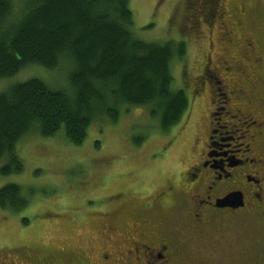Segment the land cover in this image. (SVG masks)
Masks as SVG:
<instances>
[{"label":"flooded vegetation","instance_id":"af4514ba","mask_svg":"<svg viewBox=\"0 0 264 264\" xmlns=\"http://www.w3.org/2000/svg\"><path fill=\"white\" fill-rule=\"evenodd\" d=\"M204 5V14L192 9L199 20L191 36L206 39L208 51L193 79L182 69L187 83L175 90L188 108L160 131L166 141L133 224L115 204L99 216L106 225L97 256L81 250L53 261L55 254L21 246L19 260L11 257L17 246L0 243V264H264V37L249 6ZM157 181L166 185L153 194Z\"/></svg>","mask_w":264,"mask_h":264},{"label":"trees","instance_id":"16d2710c","mask_svg":"<svg viewBox=\"0 0 264 264\" xmlns=\"http://www.w3.org/2000/svg\"><path fill=\"white\" fill-rule=\"evenodd\" d=\"M130 2L0 0V81L31 67L61 66L63 73L59 83L31 77L0 93V160L9 158L3 176L23 172L17 146L35 129L81 146L96 120L116 123L124 106L151 107L164 130L185 113L188 101L173 88V66L186 57V46L140 39ZM28 206L20 185L0 190L2 210Z\"/></svg>","mask_w":264,"mask_h":264},{"label":"rangeland","instance_id":"374dc122","mask_svg":"<svg viewBox=\"0 0 264 264\" xmlns=\"http://www.w3.org/2000/svg\"><path fill=\"white\" fill-rule=\"evenodd\" d=\"M236 2L250 7L254 20H259L253 28L264 37V0ZM205 3L206 0L130 2L140 39L185 44L186 57L176 60L173 66L174 89L181 86V79L187 83L188 77L200 74L208 48L206 39L191 36L199 20L194 21L192 9L204 14ZM262 42L264 45V38ZM182 69H186L188 77L182 76ZM62 75L61 66L54 72L31 67L12 80L0 81V93L14 81L39 77L59 83ZM202 109L205 111V106H194L193 114L202 115ZM161 130V120L154 117L149 106L122 107L116 123L105 118L96 120L81 146L69 144L62 134L44 138L39 130H33L17 146L16 154L23 164L20 175L3 176L1 169L9 158L0 160V190L8 184H18L29 201L28 208L17 213L0 208V243L17 246L19 250L11 251V257L19 260L21 246L55 254L53 261L81 250L92 249L97 256L106 225L99 216L117 204L119 216L128 221L137 206L144 204L140 190L153 182L154 156L166 141L159 136ZM188 163L181 168L186 169ZM165 185L160 181L152 183L151 193ZM128 224L131 226L133 220Z\"/></svg>","mask_w":264,"mask_h":264}]
</instances>
